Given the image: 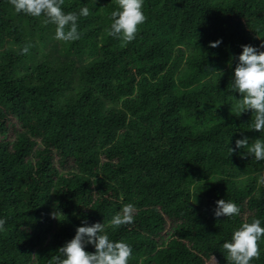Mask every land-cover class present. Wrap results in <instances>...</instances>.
I'll use <instances>...</instances> for the list:
<instances>
[{
    "label": "trees",
    "instance_id": "trees-1",
    "mask_svg": "<svg viewBox=\"0 0 264 264\" xmlns=\"http://www.w3.org/2000/svg\"><path fill=\"white\" fill-rule=\"evenodd\" d=\"M85 5L63 42L0 0V264H52L84 220L128 243L129 264H228L233 231L264 222V161L235 148L261 133L230 86L241 45L264 44V0H144L127 44L106 32L116 0L63 10ZM221 199L240 213L215 218ZM125 204L134 220L113 228Z\"/></svg>",
    "mask_w": 264,
    "mask_h": 264
},
{
    "label": "clouds",
    "instance_id": "clouds-1",
    "mask_svg": "<svg viewBox=\"0 0 264 264\" xmlns=\"http://www.w3.org/2000/svg\"><path fill=\"white\" fill-rule=\"evenodd\" d=\"M18 14L32 17H45L46 24L55 25L54 39L63 42H73L80 38L78 20L90 15V9L85 5L79 12H65L64 0H9ZM117 7L111 12V24L106 29L109 37L120 39L124 44L136 38L138 28L144 24V0H116ZM222 40L210 41L209 48H218ZM242 52L235 57L236 64L231 77V90L239 94L235 110L241 114L252 112L254 118L250 127L261 137L251 143L244 136L236 140L235 148L247 149V154L257 162L264 161V44L259 47L241 45ZM23 53L28 52L25 47ZM235 99V98H234ZM232 154L233 149L229 148ZM257 183L264 185V174H259ZM214 217H233L240 213V208L234 202L217 200ZM135 206L125 204L121 212L112 217L110 224L119 228L131 224L134 220ZM83 226L75 229L74 236L57 249V255L52 257V264H129L133 255L132 247L124 241H113L105 233L104 223L89 224L84 220ZM264 222L253 219L243 223L234 230L230 240L223 243L228 264H251L258 259L260 250L258 242L264 239ZM5 231V220L0 219V232ZM91 247L93 251L86 249Z\"/></svg>",
    "mask_w": 264,
    "mask_h": 264
},
{
    "label": "rangeland",
    "instance_id": "rangeland-1",
    "mask_svg": "<svg viewBox=\"0 0 264 264\" xmlns=\"http://www.w3.org/2000/svg\"><path fill=\"white\" fill-rule=\"evenodd\" d=\"M207 264H216V262L215 261H211V262H209Z\"/></svg>",
    "mask_w": 264,
    "mask_h": 264
}]
</instances>
